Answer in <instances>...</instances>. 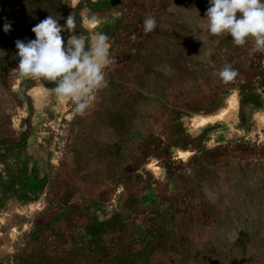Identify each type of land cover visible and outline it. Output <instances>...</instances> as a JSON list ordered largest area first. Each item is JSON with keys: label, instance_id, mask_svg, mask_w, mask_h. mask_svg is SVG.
Here are the masks:
<instances>
[{"label": "rangeland", "instance_id": "obj_1", "mask_svg": "<svg viewBox=\"0 0 264 264\" xmlns=\"http://www.w3.org/2000/svg\"><path fill=\"white\" fill-rule=\"evenodd\" d=\"M209 6L0 0V264H264V54L210 36ZM49 15L65 46L108 37L84 115L16 69Z\"/></svg>", "mask_w": 264, "mask_h": 264}, {"label": "clouds", "instance_id": "obj_2", "mask_svg": "<svg viewBox=\"0 0 264 264\" xmlns=\"http://www.w3.org/2000/svg\"><path fill=\"white\" fill-rule=\"evenodd\" d=\"M205 19L210 36L227 34L234 45L244 46L249 40L254 52L264 54V0H209ZM95 20V18H93ZM155 17L147 16L143 22L145 34L156 28ZM11 29L4 24V31ZM76 21L69 15L65 25L49 15L32 28L35 39L28 42L17 40L19 57L18 74L22 78L47 81L55 84L49 89L58 99H71L75 112L84 115L93 105L95 93L107 87L104 68L113 63L108 53V37L97 33L96 39L86 46L78 35L72 34L65 46L61 33H74ZM238 75L230 65L218 70L225 83Z\"/></svg>", "mask_w": 264, "mask_h": 264}]
</instances>
